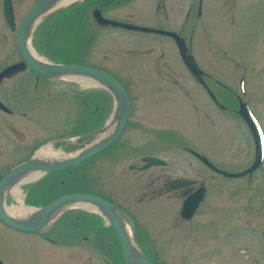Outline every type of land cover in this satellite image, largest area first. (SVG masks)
I'll list each match as a JSON object with an SVG mask.
<instances>
[{
    "label": "flooded vegetation",
    "instance_id": "af4514ba",
    "mask_svg": "<svg viewBox=\"0 0 264 264\" xmlns=\"http://www.w3.org/2000/svg\"><path fill=\"white\" fill-rule=\"evenodd\" d=\"M26 1L0 0V74L18 66L2 78L0 87L4 82L33 85L32 89H0V183L12 170L32 160L45 165L82 151L87 143L100 137L115 108L108 94L112 102L107 111L103 110L102 85L85 84L96 90L73 92L81 98L77 119L83 125L94 118L95 126L82 139L71 137L70 116L65 112L70 111L67 103L71 89H75L73 83L68 77L59 81L41 76L22 55L20 28L26 14L40 0L22 11L19 5ZM259 1L80 0L34 22L25 44H31L36 59L108 74L125 89L131 115L112 144H120V148L111 149L116 164L102 169L95 155L70 171L44 173L33 168L0 189V264H23V260L26 264H56L52 254L41 257L39 248L50 253L59 247L67 248L79 259H84L82 254L86 253L96 256L80 259L82 264H98L99 260L127 264L112 226L97 208L86 203L56 210L40 231L19 230L3 219L28 224L40 210L72 194L93 196L112 205L133 247L153 264H168L159 255L170 252L178 255L176 264H264V89L259 93V89L245 88V77L264 72V10L254 6ZM73 12L90 18L92 25L81 21L78 27L82 36L75 52L79 59L72 60L67 53L66 59L60 60L59 50L53 45L55 31L61 29L63 35L67 32V18ZM95 15L149 31L101 24ZM51 17L55 18L53 23L48 21ZM160 73L174 82L164 80ZM227 74L234 76V85L220 80ZM237 77L240 80L236 87ZM182 78L198 84L195 98L193 90L180 84ZM149 79L162 80L169 86L144 89L142 93L152 101L144 102L143 109L137 105V91L129 89ZM57 97L68 106L64 105V119L60 123L54 110L49 111L56 121L47 125L38 117ZM180 98V104L191 110L194 137L190 138L184 129L172 132L148 127L155 122L151 110L178 113L180 107L174 105V100ZM43 102L46 105L37 110L35 107ZM110 106V118L101 124ZM216 125L227 134L222 154L214 148ZM57 129L61 136L55 138ZM131 129H144L148 133L145 142L134 143L133 136L137 135L127 137L125 133ZM164 140L174 142L164 147L173 155L170 162L162 154L140 152ZM71 146L76 149L73 153ZM44 149L64 157H43ZM119 149H124L126 156L119 155ZM124 157L131 159L130 163L126 164ZM145 158H155L158 164L148 165ZM184 158L191 160L182 165ZM108 168L110 187L104 176ZM35 173L39 174L37 178L22 182ZM255 192H262V197L255 200ZM197 200L194 210H185V204ZM206 203L210 209L204 215ZM10 210L18 216H12Z\"/></svg>",
    "mask_w": 264,
    "mask_h": 264
},
{
    "label": "rangeland",
    "instance_id": "374dc122",
    "mask_svg": "<svg viewBox=\"0 0 264 264\" xmlns=\"http://www.w3.org/2000/svg\"><path fill=\"white\" fill-rule=\"evenodd\" d=\"M33 1L34 0H28L26 2L21 3L19 6H20V8L23 7L22 11H24L27 8L28 5L32 4ZM254 6L262 7V10H264V0H260L259 3L257 2L256 4H254ZM20 13H22V12H20ZM70 15H71V17H70ZM70 15H69L70 19L68 17L67 18L68 21L66 20L67 21V28H68L67 32H65L64 35H63L62 32H61V29H58V30L55 31V33H57V34H55V39L56 40H55V43L53 45H54V47H56L59 50L58 53L60 54V57H59L60 60L62 58L67 57V55H69V54H70V56H69L70 59H72V60L79 59L78 54H76L77 52H75L78 49L79 44L81 43V41L79 39V35H81V33L79 32V28L78 27H79L80 23H82L84 21L86 23H89V24L92 25V22L90 21L91 19L90 18H89V20L86 19L85 16L81 15L80 13L74 14V12H73ZM260 16L263 18V13L262 12L260 13ZM54 20H55V18L51 17V19H49L48 21L53 23ZM263 27H264V25H263ZM113 36H114V34H113ZM65 47L67 49H65ZM31 48H32V46H31ZM62 50H64V51H62ZM67 53H69V54H67ZM262 64H263L262 65V68H263L262 70L264 71V63H262ZM239 78L240 77L236 78V87L238 86L237 84H238V81L240 80ZM124 79H126V78H123V80ZM133 79L134 80H137V79L139 80L140 78H133ZM141 79H145V78H141ZM220 80L222 82L224 80L225 81L224 83H226V84L230 83L228 85H232V84L234 85V82H235L234 76H232V75L229 76L228 74L225 75L224 79H220ZM59 81H63V80L60 79ZM70 81H71V83H73V84H71V85H73L72 88H75V89H71L70 100H69V103H67L68 106L70 105V108H69L70 111L66 110L65 115L68 113V115L70 116V120L69 121H70V126H71V129H72L71 133L73 134L71 137H73V138L76 137V139H82V137L85 136L90 131V128L95 126V119L94 118L93 119H88L90 121H88V120L86 121L85 120L86 122L83 125L78 123V119H77L78 118V106L80 104L81 98H78L75 95H76L77 91H82V90L84 91L85 90V91H87L89 93L90 91H94L96 89H89L90 85L85 86V84H83V83H79V82L73 81V80H70ZM150 81H151V83H150ZM179 82L186 89L193 90V95H194V98H195L196 93L198 92V89H199L198 84H196L195 81L193 79H191V78H182V79H179ZM245 82H246L245 83V88L246 89H254V88L255 89H259V93H260L262 91V89H264V72L262 74H258L256 76L250 75V77H245ZM25 84L21 85L20 82L19 83L4 82L2 84V86L0 87V89H32V86H33L32 83H29L27 85H25ZM149 86H153L154 88H152V89H157L160 86L161 87H165V86H169V85L167 83L163 82L162 80L149 79V81L147 80V82H144V83L137 82L131 89H129L130 91H133V92L137 91V100H136V102H137L138 107H142L143 109H144V104H143L144 102H151L152 101V98L150 99L149 95H147V93L146 94L142 93L143 90L144 89H148ZM84 87H86L87 89H85ZM73 92H76V93H73ZM108 94H109V92L103 87L102 95L106 97V99H105V97H103V100H102L103 110L104 111L109 107L110 103L112 102V100H111V98H109ZM155 96H157V94H155ZM181 99L182 98L177 99L176 102L174 100V105L177 106V107H180V108L176 109L178 111V113H175V111L170 110L171 112L169 114H166V113H163L160 108H156L157 111L151 110L150 112L152 113V116H150V117H152L155 120V122L154 123H150L151 125H149L148 127L154 126V128H156V129L160 128L162 130L165 129L167 131H172V132L180 131V129H184L186 134L188 133V136L190 138L194 137V132L192 131L194 126L192 125V121H191V119H192L191 110L187 106H186V108H188V110H186L184 108L185 106L180 104V101L183 102V99L182 100ZM87 102H89V101L87 100ZM40 105H44L45 106L46 103H44V102L40 103L35 108L37 110L43 108V106H40ZM64 105H66V102H64L62 99L57 97L52 102V105H50V106H48L46 108V112L43 113L42 115H39L40 117H38V119L44 121V123L47 124V125L54 124L56 119L53 122L52 115L48 113L49 111H53L54 110V112H55L54 114H56L55 117L57 119H59L60 123H62V120L64 119L63 110L68 107L66 105L65 108H64ZM159 107H162V106H159ZM111 108L112 107L110 106V110L108 109V111H109L108 115L104 114V116H102L101 124L102 123L105 124L108 121V119L110 118ZM30 110L32 111V109H30ZM139 110H138V112H139ZM181 110H182V113L180 112ZM156 116H159L158 119L154 118ZM90 117H92V115H90ZM175 119L179 120L180 124ZM142 122L145 123L144 121H142ZM181 126H184V127H181ZM143 128L146 129V127H143ZM132 129L130 131H128L127 133H125V134H128L127 137H129V135H137V136H139L138 138H135L133 136V140H134L133 142L134 143H137V144L139 143L140 144L141 142H145L144 139H145V137L148 136V133H146V131L144 129H142V131H140V132H139V130H132ZM41 131L42 130H39L40 133H41ZM43 134H45V133H43ZM53 135H54L55 138H57V136H61V130L60 129L55 130ZM215 135L217 137L216 142H215V146H214L215 151H219V153L222 154V147H223L225 142L227 143V138H226L227 134L224 133V131L221 128L220 125H216ZM91 138L92 137L90 136L88 138V140H90ZM95 139H97V138H95ZM95 139H93V140H95ZM152 140H153L152 137H150L149 141L151 142ZM92 141H91V143H92ZM71 142H72V140H71ZM123 143L124 142H122V144ZM88 144L89 143H87L86 145L88 146ZM160 144H162V145H160ZM167 144H174V142L170 141V140H167V141H165V143H163V142L160 141L159 144H157L158 145L157 147H162L163 146L162 147L163 149H158L157 147H155V148L148 147L146 149H141L140 152L147 151V152H151V153H154V154L155 153H158L159 155L162 154V156L166 159V161H169L170 157L173 156V155L172 154L170 155V152H169L170 150H168V149L165 150L164 147ZM175 145L178 147V145L176 143H175ZM71 147H72V149H71L70 152H72V153L75 152L76 149H74V146H71ZM116 147L120 148V144L118 146L117 145L116 146H112L111 145L109 149L107 148L106 150L96 154L97 157L94 158V160H99L101 162L100 166H98V167H103L102 169H105L106 167H109L112 164H116V163H113V161H112L114 159L113 156H112L113 154L111 155V149L116 148ZM123 151H124V149H122V150L119 149V151H118L119 155H122ZM123 155L126 156L125 154H123ZM122 159H123V161L126 164L130 163V161H131V159L128 160V158H126V157H124ZM94 160L92 162H94ZM190 160H191L190 158H184V159H182V163L181 164L184 165L187 161H190ZM125 163H122V165H124ZM91 164L96 166L95 163H91ZM115 166H117V169L119 168V165H115ZM110 172H111V170L109 168H108V171L104 172L105 179H107L109 181V186L108 187H110V184H111V173ZM255 195H256L255 200H256V198H261L262 197V192L259 193L258 195H257V192H255ZM209 209H210V206H209V204L206 203V205L204 207V212H205L204 215H206L209 212ZM217 214L221 215L220 212L217 213ZM220 224H221V222H220ZM40 239L38 238L39 244L41 243ZM53 251H55V252H53ZM53 251L50 252V253H47V252H45V250H40V248H39V252H40V256L41 257H44V256L47 255L45 257V258H47L49 254H52L54 257H51V258H53V259L55 258L54 261H56L55 262L56 264H75V263L80 264L81 263L80 259H82V258L79 259L76 254L70 253L67 248L64 249L62 247H59V248L53 249ZM82 255H84V259H82V261H84L85 259H89V257H92L94 259L96 258V256H94L93 254H89V253L82 254ZM102 256H103V258L107 257L106 255H103V254H102ZM159 256L164 261H167L168 264H176L178 255H176V253L170 252V253H167V254L160 253ZM191 257H192V255H190V259H191ZM78 260H80V261H78ZM97 263H98V261H97ZM23 264H26L24 260H23ZM98 264H107V263H105V261H103V260L102 261L99 260Z\"/></svg>",
    "mask_w": 264,
    "mask_h": 264
},
{
    "label": "water",
    "instance_id": "95a60500",
    "mask_svg": "<svg viewBox=\"0 0 264 264\" xmlns=\"http://www.w3.org/2000/svg\"><path fill=\"white\" fill-rule=\"evenodd\" d=\"M59 1L60 0H40L26 14L20 28V33H21L20 46L22 50V55L33 70H35L38 74H40L41 76L47 79L80 77V78H86L99 85H102L113 97L115 108L108 125L104 129H102L99 134L105 133L108 129L109 132L107 133L106 136H103V138L95 139L94 141H92V143H89L85 149H83L82 151H80L75 155H71L64 159L47 162L48 164L45 165L42 164L37 165L36 160L35 162L32 160L23 165H20L2 179L0 183V189L6 187L8 182L20 176L21 173L28 172L33 168L37 169L39 172H44V173L56 172L62 170L70 171L77 168L82 163L89 160L96 154L109 148L117 140L125 125L127 118L131 115V106L126 91L121 86V84H119L118 81L113 77L109 76L104 72H100L89 68H84L81 66L49 64L42 60H38L34 58L32 55H30L27 52L25 41H26V37H28L29 33L32 31V26L34 22L38 18H42L44 16V13L52 9V7H54ZM77 3L78 2L73 3L72 5H75ZM8 13L9 15H11V12ZM95 18L101 24L123 26L128 29L139 30V31H149V29H145V28L126 26V25L118 24L113 21H108L103 19L100 15L99 16L95 15ZM17 69L18 66H13L11 68L4 70L0 74V81L2 80L3 77L8 76L10 73L14 72ZM160 75L164 80H167L169 82H174L172 78L166 76L164 73H160ZM144 161H146L148 165L158 164V160L155 158H145ZM206 164L208 163L206 162ZM76 203H86L98 209V211L102 214V216L107 220V222L112 226V228L116 232L120 244L123 248L124 257L126 259L127 264H153L138 249L133 247L132 241H130V238L127 236L123 223L118 217L117 210L109 203L93 196L83 195V194H72L59 198L49 206L40 210L39 213L33 217V220L29 221L28 224L25 225H22L13 220H7L4 217L3 219L7 222L9 226L19 230L40 231L42 226L46 223L47 217L50 214H52L56 210H59L60 208L66 205H74ZM197 203L198 200L194 203L189 202V204H185V210L191 212V210H194V208H196ZM36 224L38 227L36 226Z\"/></svg>",
    "mask_w": 264,
    "mask_h": 264
},
{
    "label": "bare ground",
    "instance_id": "6f19581e",
    "mask_svg": "<svg viewBox=\"0 0 264 264\" xmlns=\"http://www.w3.org/2000/svg\"><path fill=\"white\" fill-rule=\"evenodd\" d=\"M76 2H80V0H60L54 7L53 9L49 10L48 12L44 13V16L48 15L51 11H55V10H58V9H61L63 7H67L69 5H72L73 3H76ZM40 20L38 19L36 21V24L39 22ZM35 28V23L33 24L32 26V29ZM27 51L33 56L35 57L34 53H33V50L31 48V45L30 43H27ZM36 58V57H35ZM67 79H70V80H73V81H77L79 83H83V84H92V86H100L98 85L97 83H93L92 81L90 80H87L86 78H80V77H68ZM109 132V129L105 132V133H102V134H99L100 137H98L97 139H101L103 138V136H106L107 133ZM42 153V156L43 157H50L52 156L54 159H58V158H63L64 156H60L59 153H53V154H50L52 152H48L47 149H44V151L42 150L41 151ZM75 154V153H74ZM38 173H35L34 175H31L27 178H25L24 180H22V182H26V181H30L34 178H37L38 177ZM10 214L12 216H18L17 212L13 211V210H10Z\"/></svg>",
    "mask_w": 264,
    "mask_h": 264
}]
</instances>
